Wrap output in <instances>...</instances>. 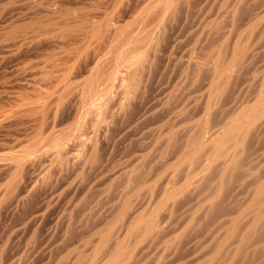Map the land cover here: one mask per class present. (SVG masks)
Here are the masks:
<instances>
[{"label": "rangeland", "instance_id": "1", "mask_svg": "<svg viewBox=\"0 0 264 264\" xmlns=\"http://www.w3.org/2000/svg\"><path fill=\"white\" fill-rule=\"evenodd\" d=\"M96 1L97 0H78L73 5L74 8H72L75 10V12H73L77 16L82 13L86 15L98 14L97 16L100 15L99 17H103L106 14V21L110 20V17L114 16L111 19L114 20L111 21V26L107 23L105 25H101L106 22L103 20L104 17L96 18V21L100 19L102 22L98 21L101 24L97 22L99 24L97 25L99 28L101 26H108L106 27L107 32L104 30L102 33L103 37L99 31L102 27L98 30V35H94L96 36L94 39H97L98 36L100 37H98V40L101 39L99 42L98 40L92 39L95 41L93 42L88 39L90 38L88 35L93 38L92 33H95L90 26H96L97 24L95 19H93L96 23L95 25L92 24V20V22L90 21V19L94 18L95 15H93V17H89L88 15L87 21L89 20L91 24L90 22L87 23L88 25L90 24L88 27L90 29L84 28L83 30H79L81 32L74 34L76 37L74 35L65 37L66 42L62 40L64 38L59 39L60 34L64 37V32L59 26L61 29H55L62 32L59 31L60 33H56V30H52V33L49 34L48 32H44V34L39 37L42 38L44 36V38H42L44 40L46 34H48V38L46 37V39L38 43L37 46L35 44L36 47L33 46L29 48L30 50L26 51L22 56L20 55L19 58L7 61L9 63L6 62L4 69L10 71L12 69H16L18 65L20 70L23 68L21 70L22 72L25 73L27 71V74L21 73V76L23 77H21V80H17V77L15 78L17 75H13L12 77V75L7 74L8 76L5 75L6 77H4V75H2L5 74L2 72L3 68L1 67L2 69H0V164L2 165H0V264H73L72 262L74 259L76 260L75 256H79V254L86 257L81 264H87L89 260L91 261L95 257V251L97 250L96 248L99 246L100 241V237L98 236L99 234L96 232L101 229V227H105L104 225H106V229H108L107 234L109 232V228L113 232H109L108 235L110 237H108V242H106V245L103 246V249H106V251L102 249V256L101 253L98 254L101 257L98 258V261L95 264H100L102 261H105L106 254L108 256L110 250L114 247L116 240H118V244L121 246L124 255L125 253L127 255H125L123 257L124 259L118 264H264V217H262L263 219L261 220V223L259 222L260 225L258 223L256 228H254V232L251 225L249 226V224L252 223L250 219L253 218V213L251 211L250 214V211L247 210V208L250 207V203H253L252 199L255 200L256 198L253 197L256 196L255 189L257 191L259 189L256 187H260V182L263 181L262 183H264V109H261L262 106L258 108L257 112L259 113L257 114L256 112L258 116L255 115L252 117L254 119L251 120V124L249 123L248 128L246 126V129L249 130H245L247 131L245 132V135L242 134V137L240 136L241 138L239 139H242V142L240 143L241 145L239 144V146L236 144L237 147L232 148L239 151H236V154L234 151L235 157L241 153V157L238 155L239 160L237 158L238 166L236 165V158L234 156H231V158L228 157V159H232L228 161H234L236 164L234 163L233 168H230L229 166L231 164L227 161L229 166L227 164L225 166H228L229 168L224 166V170L222 169V163H226L223 162L226 157L221 155L220 157L218 156L217 158H214L213 162L209 161L207 165L202 164H205L203 159L208 158L207 156L206 158H201L202 160L200 159L201 161H198L199 163L195 160V158L192 159L193 162L190 161L191 158H188V160L182 158V150L185 146H187L185 144L189 143L190 147H196V145L193 146V141H191L190 138H196L197 134H199L200 125L198 124V121L201 120L203 123L208 121V123H211V125L209 124L210 129H213L214 125L222 126L224 124H222L223 121L225 122L227 118L231 119L229 116L232 115V117H234L236 116L235 114H239L237 113L239 111L242 112L246 110L248 112V109L246 108H249V111H251L250 106H256V103H259V97L264 93V39L259 38V40L257 38L258 40H255V38L247 37V41L246 37H241L242 40H240L244 44L239 40L236 29L243 23V21H240L241 18H236L237 20L235 19V22H232L233 18L231 13L237 7L235 0H179L180 2L177 5V9L171 12V16L169 13L168 17H163L166 21L161 19V16L158 18L153 13H150H155L157 10L156 8H159L157 4L160 0H124V2L121 0ZM253 1L248 0L246 5L239 9V13L242 17H244L243 14L245 15L247 11H249L248 13L255 12L256 7L264 0H257L258 2H256L259 3V5H257L256 2V4H254ZM233 4L236 7L233 6ZM122 5L123 10L121 12ZM126 6L128 9H126ZM143 10L145 17H143ZM228 11H231V13H228ZM145 12H148L147 15ZM156 12L158 13V11ZM101 13L103 14L102 16ZM116 13H118V15ZM157 13L156 15H158ZM248 13L246 14L249 15ZM139 14H141V17L138 18L137 16ZM150 14L152 17L154 16L153 18L155 21L159 22L163 20L164 22H157V24L156 22L153 23V20H151L153 18L150 19L151 21L149 19L147 20V17H149ZM247 15L246 17L248 18L250 15ZM247 18L244 17L242 20L246 21ZM0 21V25H2L0 26V30L2 28L1 31L3 33L4 29H10L13 24L16 25L17 23L18 25L19 23L21 26V24L25 23V21H23L24 23H22V21H17L11 24V26L10 23L12 22L10 19L1 18ZM113 23L116 27L118 26L120 30H118L119 32L116 35H113V33L108 35L109 29L112 30L114 26ZM236 23H238L236 25L237 27L234 25ZM5 24L7 25V28H4L6 27ZM17 25L16 27L18 28L19 25ZM152 25L156 28V30L153 29ZM150 26L153 31L150 29ZM160 26L161 29L159 30L158 28H160ZM103 29H101V32ZM84 30H86V36H84ZM89 30L92 33H88L90 32ZM1 31L0 33L2 34ZM53 31L55 32L53 33ZM147 31H149L151 35H148V38L144 35V38L146 40L149 38L151 39V37L154 39H151L152 42H150L151 40L149 39V44L146 43V40V42L143 41V36L141 37L140 35H143V33L149 34L146 33ZM153 32H156L154 33L155 35L152 34ZM29 33L33 34L32 31ZM126 33L128 36L125 35ZM136 34L141 37L139 38V41ZM110 35H113V37ZM52 36L58 39H53ZM135 39L138 42H136ZM237 40L239 41L237 42ZM243 40L247 42H244ZM141 41L146 44L143 42L142 44ZM223 41L229 42L227 51L223 46ZM155 42L156 52L155 55L153 54V58L149 60L150 62L152 60L154 61L151 62L154 66H152L151 72L147 78L145 89H143L144 92L141 94V97L139 95L138 98L134 99V104L130 106L131 109L129 107V111L127 110V113L124 111L125 113L123 115V110H121V113V111H119L121 108L118 106L120 104L122 105V102L125 101V97H122L125 96L126 89L124 87L126 85L123 87L122 84L125 82L122 83V81L125 80L123 79L121 81V75L123 76L122 78H124L128 68L125 67L130 64V60L124 56L128 55L129 57L133 50V53L139 54L138 52L144 51L145 46L146 50L147 46L149 47V45L152 43L155 44ZM118 43H120V45ZM136 43H138V46ZM245 43L251 44V47H248L251 51L246 49L247 51L244 52V55L246 56H244V58L246 59L243 61V64L240 66L238 71L235 72L231 80L228 81L229 83L227 82L228 84L226 83V86H222L221 95L214 102L213 108L211 106L210 110L212 111L209 113L207 111L205 114L204 111H206V109L204 108L208 102V98H206L208 96L207 90L210 88V86H207V84L209 85L210 83L208 81V79L210 80V73H208L209 70L203 72V76L201 75L199 78L201 80H194V72H192V70L189 69L185 63H187L192 57H194L192 59H198L197 61L207 63L211 61L210 59L212 57L210 58V56H213L214 54L216 55L220 49H225L224 53L229 51V54L227 53V57L230 58V52L233 50V46L235 45L236 47V45H238L240 48L239 45H242V47L245 48V45H247ZM140 44L144 46H141ZM252 44L254 46L257 44L255 46L256 49H254L255 47H253ZM131 46H134L137 49L136 52ZM139 46H141V48L144 47L142 48V51L138 50ZM221 46H223V48ZM129 47L133 50L131 48L130 49L132 51L129 50ZM242 47L240 49H242ZM229 48L232 50L230 49V51ZM127 49L130 53L127 52V55H125ZM215 51H217V53H214ZM83 52L84 54H81ZM121 54L123 56H121ZM135 54H133V57ZM137 54L134 59L137 58ZM77 55L79 57L82 55V58L80 57V59L78 58L77 60ZM215 55L214 57H217V55ZM133 57L131 56L129 58L132 59ZM74 58L75 62L77 61L78 66H75ZM117 58L119 59V61L117 60V63H115L117 65H112L111 67V63L114 64V62H116L114 59L116 60ZM124 58L127 63L129 62L128 65H126L127 63L125 64L126 66L124 65L125 61L123 62ZM89 59L91 61L90 63L88 62ZM204 59L209 61H204ZM98 60H102L104 64L102 62L101 63L104 66H102ZM81 62L83 65H81ZM105 62L109 63L106 64ZM98 63L103 68L107 65L106 68H108V72L110 69L112 71L108 73L106 72V68L105 72L101 71L102 67H98ZM108 64L111 68H109ZM41 68L43 69L42 71L40 70ZM123 70L126 71L125 74ZM110 73L112 77L110 76ZM118 74L120 76H118ZM45 76L47 78H45ZM102 76L106 78L104 79ZM36 78L38 79V83ZM126 80L128 81L127 78ZM19 81H21L20 85L17 84ZM223 87L225 89H223ZM68 91L71 94L70 96ZM39 93L41 95H39ZM46 93L47 97L45 96ZM59 95H61V97L64 95L65 98L62 97L63 101L55 104L58 101V97H60ZM86 96L89 98L86 99ZM121 98L124 101H121ZM119 100L121 102H119ZM39 101L41 103L46 101V107L43 105V111H45V108L47 110L44 112L46 120H44L45 122L43 121V123H41L40 118H38L40 116L38 115L40 113L39 111H36L37 113L34 111L36 114L34 112H30V115H38L35 117L40 121H38V119L36 120V118L32 115V117H29V113L27 114L24 112L27 103L28 105L30 104L29 106L34 107L35 104L37 105V102L39 103ZM115 102L117 104L119 102V104L116 106ZM108 103L109 105L107 106ZM61 104L63 108L61 110V107H59L60 112L54 107H57V105L61 106ZM20 107L24 108V110H22L26 114L25 117H23L24 113L22 115L20 114L19 117L17 116L19 115L18 113H20L18 110ZM115 107L120 109L115 110ZM169 107L178 113H176L177 115L174 121L170 120L173 125L172 131L174 130L173 132L171 131V133L174 134L170 135L176 136L172 139V145L167 147L165 146L167 143L163 142L161 139L163 137L162 132L157 131L156 127L159 126L160 123L162 124L164 122L159 121V123L158 119L161 117L162 112L164 113ZM252 107L254 108V106ZM164 108H166V110ZM53 109L59 111L58 113L56 112L57 116L55 115ZM106 110L110 111L106 112ZM14 111L17 112L14 114H17V117H11L7 121V117H9L11 112L12 115L10 116H13ZM111 111L112 113L115 111L117 114H110ZM118 111L123 117L118 113ZM149 112H151L154 116ZM102 113L110 117L108 118L103 116ZM143 113H148L147 115L149 116H146L147 119L143 118V121L141 119L137 122L135 118L138 120L139 115L141 116ZM118 114L120 116H117ZM208 114H211L210 118ZM112 115L114 118L110 120V118L113 117ZM21 116L22 118H20ZM250 116H252V113H250ZM104 117H106L103 122V124L105 123V128L111 124V126L107 128L108 131L101 128L104 127L102 124ZM3 118L5 120H3ZM107 118L108 121H111V123H108ZM164 119H166V117ZM1 120L5 122H2ZM131 120L134 121L132 122ZM201 121L200 123H202ZM106 122L108 123V126ZM135 122L136 124H134ZM197 124L199 126H197ZM157 128L159 129V127ZM168 129L164 130V134L169 132ZM89 137L95 138L94 140L92 138L91 141H93V143L95 142V145L93 146H95L96 149L98 147V157H94V161H92L93 158H91L90 153L93 151L94 147L92 148L90 146L91 143H86L88 141L90 142ZM188 139L191 142H187ZM82 140H86V142L83 143L85 146L89 144L87 146L91 147L92 150L89 151L91 148L83 146V143L81 145ZM54 142L56 144H54ZM58 142H60L61 146ZM194 143L196 144L197 141ZM58 146H63V153L61 152L62 148H58ZM222 146L221 149L226 148V146L224 148ZM181 147L183 148L181 149ZM57 148L60 151H58ZM84 148H87L86 151L89 152V157L87 156L88 159L80 155L83 152L87 153L81 150ZM163 148L165 150L167 148V152L163 150ZM210 149H212L211 152L209 151L210 154H213L212 151H216V148H214L213 145ZM59 152L62 153H60V155H62V160H58L60 158ZM66 153L69 155L68 158ZM161 153H165V155H162ZM207 153L208 152H205L203 155H207ZM209 153L208 155H210ZM13 155L15 158H22L21 163L20 160L19 162H16L17 159H15ZM58 155L59 157L57 158ZM134 155H139V157L142 156V159H139L138 157L140 161L137 159L138 162L135 161L132 165H130L131 167L128 165L129 167H126L124 172L117 171L120 167H122V165L127 163L126 161L129 160L130 157ZM76 156L78 157L76 158ZM81 156L85 159V161L87 160V162H85L84 159H79L82 158ZM74 158L78 161L80 160L81 163L82 161L84 162L81 164L80 162L74 160ZM178 158H180V162L178 161ZM171 160H173V163L176 161H178V163L172 164ZM73 161H76L78 164L75 162V165H73ZM169 162L170 164H168ZM195 162H197V164ZM4 163L7 164L5 165ZM64 164L67 165V167ZM85 166H87V168ZM127 168L131 172V175H129ZM225 169L233 170H231L230 176H227L229 174H226L228 179L225 177V174L223 175ZM229 171L227 172L229 173ZM132 172L136 174V179L138 177L136 181L134 180L135 177ZM216 173H218L219 176ZM131 176H133L132 178L136 183L131 181V184H127L129 182L127 177L130 178ZM170 178L173 180V184ZM219 179L225 180L222 182L220 180V183ZM31 182L34 186L30 185ZM138 183L140 186L141 184H144L143 187H140L139 191L135 193L133 190L136 189L135 187L138 186ZM27 184H29V186ZM30 186L33 188H30ZM171 186L175 192L170 195L169 198L166 197L167 195L165 191L167 188L171 190ZM218 189H220V192H218ZM162 198L166 199L163 200ZM126 201L129 203H126ZM161 202L163 204L159 205ZM121 210L125 211L122 213ZM134 210L142 211L141 215H144L143 220L140 219L139 223L145 222L146 220L151 221V217L155 216L154 218L156 220V224L158 223L157 226L155 224L153 227H150L147 225L148 221H146V223H142V225L140 224L142 228H144L143 226L146 227V225L148 227H146V229L144 228V230L142 229V232L140 229L138 230V228H141L140 225L137 226L138 228H134L137 229L139 233H137L136 230L135 233L133 229L132 231L134 232H127L130 229L127 224L129 222L127 221H130L129 224L131 226V223L133 222V216L131 213ZM262 210V213H264V207ZM246 211H249V215ZM121 218L122 220L118 221ZM130 218H132V220ZM249 230H253V233L249 232ZM247 232L249 235L251 233V235L247 236ZM243 235L245 238H243ZM112 240L114 241L110 243ZM74 247L76 249L73 253H71L69 257H65L70 249H73ZM219 247L220 249H218ZM241 247L244 248L242 249ZM238 248H241L240 250L242 252ZM237 250L240 253H238Z\"/></svg>", "mask_w": 264, "mask_h": 264}, {"label": "bare ground", "instance_id": "2", "mask_svg": "<svg viewBox=\"0 0 264 264\" xmlns=\"http://www.w3.org/2000/svg\"><path fill=\"white\" fill-rule=\"evenodd\" d=\"M78 0H0V19L1 18H7L8 20L10 19V21L12 22V23H10V25L11 24H13V23H15V22H21L22 21V23H24L23 21H25V23L24 24H21V26L19 25V23H18V25H19V27L17 28L16 27V25H17V23H16V25L15 24H13V26L12 27H10V26H8V27H10V29L8 28V30L6 31L5 29H4V33L1 31L2 30V28H1V32H2V34L0 33V69H2V72L3 73H5V74H2V75H4V77H6V76H8L7 74H9V75H12V77H13V75H17V76H15V78L18 80H21V73H24V72H22L21 70L23 69V68H21V70L19 69V66L17 65V67H16V69H12V70H7V69H4V65L6 64V62L7 61H9V60H13V59H17V58H19L20 57V55L22 56L23 54H25V52L26 51H28V50H30L29 48H31V47H33V46H35V44H36V46L38 45V43H40L43 39L42 38H44V36L42 37V38H40L39 36L40 35H43L44 34V32H48V34L49 33H52V30H56L55 28H59V26L62 28V31L64 32V37L60 34L59 36H60V38L59 39H62V38H64V39H62V40H64V42H66L65 40V37H70V36H73L75 33H78V32H81V31H79V30H83L84 28H86V29H92L95 33H92L90 30V32H88V33H92L93 35V38H91V36L90 35H88L90 38H88V37H85V38H88L89 40H92V39H94V37H96V36H94L95 34L96 35H98L97 33H98V30L102 27H100L99 28V26H97V25H99V24H101L102 22L100 21V19L98 20V21H100V22H98V21H96L97 19L96 18H98L99 16H97V15H95V14H93V15H95V17L94 18H91L90 19V21L92 20L93 22H94V20L93 19H95V21H96V23L94 22H92V24H96V26H93V25H91L90 26V28H88L89 27V25L91 24V22L88 20L87 21V17H88V15H86V14H82L81 13V15L80 14H78V16L74 13L75 12V10L73 9L74 8V4L77 2ZM98 1V0H97ZM96 1V2H97ZM104 1V0H103ZM122 2H124V0H121ZM127 1V0H126ZM226 1V0H225ZM236 1V5H237V7L233 4V6H235L236 8L232 11V13H231V11H228V13L230 12L231 14H232V18H233V20H232V22L234 21L235 22V19L237 18H241V20L240 21H243V23L241 24V25H239L238 26V28L236 29V33H237V36L239 37V40L241 39L242 40V38L243 37H246V40H247V37L248 38H255V40L258 38H263L264 39V1L259 5V3H257L258 1L257 0H255V1H253V3L254 4H256L257 3V5H259V6H257L256 7V9H255V12H253V13H248L249 11H247L246 13H248L249 15H247L245 12V15L243 14V16L245 17V18H247L246 17V15L247 16H249L247 19H246V21H244V20H242L244 17H242L241 15H240V13H239V9H241V7L242 6H244V5H246V3L248 2V0H235ZM257 1V2H256ZM120 2V1H119ZM156 2V1H155ZM180 1L179 0H160V2L158 1V4H157V6H159V8L157 7L156 9V11H158V13L155 11V13L154 12H150L151 14L153 13L156 17H158V18H160V16H161V19H164L163 17H165V16H167L168 17V14L170 13V16H171V12H173L174 10H176L177 9V5H178V3H179ZM234 2V1H233ZM256 2V3H255ZM230 3V2H229ZM122 4V3H121ZM124 4V3H123ZM127 4H129V3H127ZM224 4V3H223ZM228 4V3H227ZM90 5V4H89ZM97 5V4H96ZM104 5V4H103ZM114 5V4H113ZM125 5V4H124ZM226 5V4H225ZM225 5H224V7H225ZM248 5V4H247ZM253 5V4H252ZM121 6V5H120ZM227 6V5H226ZM230 6V5H229ZM233 6H232V9H233ZM73 7V8H72ZM127 7V6H126ZM128 7H129V5H128ZM128 7L126 8V9H128ZM219 7V6H218ZM223 7V6H222ZM231 7V6H230ZM78 8V7H77ZM106 8V7H105ZM243 8V7H242ZM101 9V8H100ZM117 9V8H116ZM125 9V8H124ZM134 9V8H133ZM144 9V8H143ZM83 10V9H82ZM81 10V11H82ZM119 10H120V8H119ZM122 10H123V5H122V8H121V12H122ZM223 10V9H222ZM228 10V9H227ZM245 10V9H244ZM249 10V9H248ZM250 10H251V8H250ZM74 11V12H73ZM115 11V10H114ZM113 11V12H114ZM118 11V10H117ZM127 11V10H126ZM224 11V10H223ZM223 11H221V12H223ZM98 12V11H97ZM119 12V11H118ZM124 12H125V10H124ZM217 12V11H216ZM78 13V12H77ZM84 13V12H83ZM148 13V12H147ZM147 13L145 12V14L147 15ZM156 13L159 15H156ZM227 13V14H228ZM90 14H92V13H90ZM104 14H105V12H104ZM117 15H118V13H116ZM150 14V18L149 17H147V20L149 19H151V18H153L152 17V15ZM173 14V13H172ZM226 14V13H225ZM230 14V15H231ZM76 15V16H75ZM93 15H89V17L90 16H92L93 17ZM103 14L101 13V16H102ZM114 15V14H113ZM113 15H111V16H113ZM120 15V14H119ZM141 14H139L137 17L139 18V17H141L140 16ZM143 15H144V10H143ZM149 15V14H148ZM174 15V14H173ZM172 15V16H173ZM221 15V14H220ZM224 15V14H223ZM229 15V16H230ZM97 16V17H96ZM241 16V17H240ZM104 17V22L106 21L105 20V18H106V14L103 16ZM103 17H99V18H103ZM114 17V16H113ZM113 17H110L111 19L113 18ZM143 17H145V15L143 16ZM224 17V16H223ZM226 17V16H225ZM79 18V19H78ZM115 18H116V16H115ZM122 18V17H121ZM166 18V17H165ZM221 18V17H220ZM227 18V17H226ZM109 19V18H108ZM107 20L104 24H101V25H105L106 23L108 24V25H112V23H111V21H114V20ZM118 19H120V18H118ZM170 19V18H169ZM217 19V18H216ZM215 19V20H216ZM236 19V20H237ZM3 20V19H2ZM86 20V21H85ZM136 20V19H135ZM151 20H153V23L154 22H158V21H155L154 20V18L153 19H151ZM150 20V21H151ZM165 20V19H164ZM214 20V21H215ZM4 21V20H3ZM10 21H8V22H10ZM108 21H109V23H111V24H109L108 23ZM149 21V22H150ZM166 21V20H165ZM224 21V20H223ZM7 22V21H6ZM5 22V23H6ZM90 22V24L88 25V23ZM140 22V21H139ZM160 23L162 22H164L163 20L162 21H159ZM158 22V23H159ZM246 22V23H245ZM3 23V22H2ZM124 23V22H123ZM142 23V22H141ZM157 23V24H158ZM168 23V22H167ZM226 23V22H225ZM228 23H231V22H228ZM0 24H1V21H0ZM7 24V23H6ZM5 24V26L6 27H4V28H7V25ZM9 24V23H8ZM151 24V23H150ZM214 24V23H213ZM219 24H221V23H219ZM238 23H236V24H234L235 25V27H237L236 25H237ZM17 25V26H18ZM113 28H112V30H110L109 28V31H108V35L109 34H112L113 33V35H116L119 31L118 30H120V28L117 26H115V24L113 23ZM154 25V24H153ZM152 25V27H153V29L154 30H156V28H154V26ZM159 25H161V24H159ZM211 25H212V23H211ZM217 25V24H216ZM223 25V24H222ZM234 25H233V27H234ZM0 26H2V25H0ZM4 26V25H3ZM145 26V25H144ZM149 26V25H148ZM155 26H156V24H155ZM106 27H108L107 25H106ZM106 27H102L101 29H103L102 30V32H101V29L99 30L100 31V34H101V36L103 37V31L105 30L106 31ZM151 27V26H150ZM152 27L150 28L152 31H153V29H152ZM159 27V26H158ZM157 27V28H158ZM205 27V26H204ZM220 27V26H219ZM61 28H59V29H61ZM117 28H119V29H117ZM122 28V27H121ZM164 28V27H163ZM123 29V28H122ZM125 29V28H124ZM159 30L161 29V26H160V28H158ZM157 29V30H158ZM219 29V28H218ZM145 30H146V28H145ZM158 30V31H159ZM162 30H164V29H162ZM210 30H212V29H210ZM6 31V32H5ZM30 31H32V33L33 34H30L29 32ZM57 32L56 33H58L60 30H56ZM62 31H60V32H62ZM85 32H83L85 35L84 36H86L87 34H86V30H84ZM88 31V30H87ZM123 31V30H122ZM151 31V32H152ZM226 31V30H225ZM224 31V32H225ZM233 31V30H232ZM55 31H53V33H54ZM59 32V33H60ZM107 32V31H106ZM110 32V33H109ZM127 32H129V31H127ZM144 32V31H143ZM211 32V31H210ZM218 32V31H217ZM216 32V33H217ZM146 33H149V31H147ZM154 33H156V32H153L152 34H154ZM158 33V32H157ZM222 33V32H221ZM46 34V33H45ZM48 34H46V37L48 36ZM81 34V33H80ZM105 34V33H104ZM107 34V33H106ZM122 34V33H121ZM208 34V33H207ZM220 34V33H219ZM227 34V33H226ZM231 34V33H230ZM65 35H67V36H65ZM77 35V34H76ZM83 35V34H82ZM113 35H110L111 37H113ZM119 35V34H118ZM125 35H127V33L125 34ZM137 35V34H136ZM141 35V37H142V40L143 41H145L146 39L144 38V35H146V37L148 36V35H151L150 33L149 34H144L143 33V35L142 34H140ZM140 35L138 36V41H139V38H141L140 37ZM155 35V34H154ZM153 35V36H154ZM213 35V34H212ZM218 35V34H217ZM53 36H54V34H53ZM52 36V37H53ZM75 36V35H74ZM105 36V35H104ZM109 36V37H110ZM128 36V35H127ZM158 36H159V34H158ZM46 37H45V39H46ZM49 37V36H48ZM47 37V38H48ZM55 37V36H54ZM53 37V39H58V38H54ZM76 37V36H75ZM99 37V36H98ZM98 37H97V39L95 38L94 40H98ZM108 37V38H109ZM111 37H110V39H111ZM129 37H131V36H129ZM134 37V36H133ZM150 37V36H149ZM220 37V36H219ZM226 37V36H225ZM242 37V38H241ZM100 38V37H99ZM106 38H107V36H106ZM119 38H121V37H119ZM135 38V37H134ZM144 38V39H143ZM148 38V37H147ZM154 38V37H153ZM157 38V37H156ZM161 38V37H160ZM44 39V40H45ZM52 39V38H51ZM52 39V40H53ZM71 39V38H70ZM122 39V38H121ZM123 39H126V38H123ZM131 39V38H130ZM133 39V38H132ZM150 39V38H149ZM149 39H147L145 42L147 43V44H149L148 42L152 39V37H151V39L149 40ZM231 39V38H230ZM233 39V38H232ZM257 39V40H258ZM259 39V40H260ZM43 40V41H44ZM67 40H69V39H67ZM73 40V39H72ZM101 40V39H100ZM100 40H98V42L100 41ZM152 40H154V39H152ZM152 40L150 41V42H152ZM157 40V39H156ZM239 40H237V42L239 41ZM240 40V41H241ZM250 40V39H249ZM54 41V40H53ZM71 41V40H70ZM93 41V40H92ZM123 41V40H122ZM121 41V42H122ZM125 41V40H124ZM135 41H136V39H135ZM134 41V42H135ZM138 41H136V42H138ZM143 41H141V43L143 42ZM230 41V40H229ZM236 41V40H235ZM244 42H247V41H245V40H243ZM69 42V41H68ZM93 42H95V41H93ZM157 42V41H156ZM156 42H155V44L154 43H152L151 45H149V47L147 46V49L145 50V48H146V46H145V48L144 47H142V48H144V51L143 52H138L139 54H137V58L136 59H134V57L136 56V54L135 53H133L134 52V50L133 49H135V52H136V48L134 47V46H136L138 43H136V45H134L132 48L131 47H129L128 49L129 50H133V52H131V53H133V54H135L134 55V57H133V54H131L130 52H128V49L126 50V54L125 55H127V52L128 53H130V56L129 57H133L132 59H130L129 57H128V55L127 56H124V57H127V59L128 60H130V64L128 65V63H127V61H125V58L123 59V62H124V65L126 64V65H128V66H124L125 68H127V73H126V71H124V74L126 73V75H124V78H122L123 76L121 75V81L124 79L125 81H122V83H124V84H122L123 85V87H124V85H126L124 88L126 89L125 90V96H123L122 97V95H121V97L122 98H124L125 97V101L121 98V101H124V102H122V105L120 104V105H118L119 104V102H121L120 100H119V102H118V104L116 103L115 105L117 106H120V110L117 108V107H115V110H119V111H121V110H123V115H124V113L128 110V108L130 107V106H132L133 104H134V102H135V98H138V96L140 95V97L142 96L141 94H143V92H144V90L143 89H145V85H146V81H147V78H148V76H149V74H150V72H151V69H152V66H154L151 62L153 61H149L151 58H153L152 56H154L155 55V52H156V50H155V47H156ZM242 42V41H241ZM240 42V43H241ZM61 43V42H60ZM72 43V42H71ZM80 43V42H79ZM104 43V42H103ZM133 43V42H132ZM140 43V42H139ZM144 43V42H143ZM142 43V44H143ZM146 43H144V44H146ZM221 43V42H220ZM229 42H224L223 41V46L225 47V49H226V51H227V47H229V44H228ZM243 43V42H242ZM257 43V42H256ZM260 43H261V41H260ZM119 45H120V43H118ZM142 44H140L141 46H144V45H142ZM225 44V45H224ZM232 44V43H231ZM235 44V43H234ZM236 44H239V43H236ZM244 44V43H243ZM245 44H247V45H245V48H243L242 47V45H239L240 46V48L242 47V49H240L239 47H238V45H236V47H235V45L233 46L234 48H233V50L231 49V48H229V50L231 51L230 53V58H228L227 56H228V54H229V51L228 52H226V53H224L225 52V49H220L219 51H218V53H217V51H215L214 53H217L216 55H217V57H214V55L213 56H210V60L211 61H209V60H207V59H204V61L205 60H207V61H209V62H207V63H202V62H200V61H197V60H195V59H192V58H194V57H192V58H190L189 60H188V62L187 63H185V64H187V66L189 67V69H191L192 70V72H194V75H193V79L195 80V79H198V80H201V79H199L200 78V76L203 74V72H205V71H207V70H209L208 71V73H210V80L208 79V81L210 82L209 83V85L207 84V86H210V88H208L209 90H207V94H208V96L206 97V98H208L207 99V104H206V107H205V105H204V109H206V111H204L205 112V114H206V112L208 111V113L210 112V111H212V110H210L211 109V106H212V108H213V105H214V102L218 99V97L221 95V91H222V86L224 85V86H226V83L228 82V81H230L231 80V78H232V76H234V74H235V72L236 71H238V69L240 68V66L243 64V61L246 59V58H244V52H246L247 50H250V48L248 49V47H251L250 45L251 44H249V43H245ZM248 44H249V46H248ZM255 44V43H254ZM262 44V43H261ZM116 45H117V43H116ZM158 45V44H157ZM161 45V44H160ZM211 45V44H210ZM221 45V44H220ZM257 45V44H256ZM255 45V46H256ZM35 46V47H36ZM138 46V45H137ZM136 46V47H137ZM141 46H139L140 47V49H139V47H138V50L139 51H142L143 49L141 48ZM223 46H221L222 48H223ZM232 46V45H231ZM244 46V45H243ZM252 46L253 47H255L253 44H252ZM159 47V46H158ZM218 47H219V45H218ZM71 48V47H70ZM90 48V47H89ZM88 48V49H89ZM131 48V49H130ZM213 48V47H212ZM220 48V47H219ZM37 49V48H36ZM78 49V48H77ZM101 49V48H100ZM158 49V48H157ZM247 49V50H246ZM254 49H256V47L254 48ZM131 50V51H132ZM196 50V49H195ZM224 50V51H223ZM245 50V51H244ZM36 51V50H35ZM222 51H223V53H222ZM251 51V50H250ZM254 51V50H253ZM256 52V51H255ZM125 53V52H124ZM159 53V52H158ZM207 53V52H206ZM212 53V52H211ZM228 53V54H227ZM78 54V53H77ZM81 54H84V52L83 53H81ZM86 54V53H85ZM95 54V53H94ZM154 54V55H153ZM246 54V53H245ZM247 54H248V52H247ZM246 54V55H247ZM88 55H89V53H88ZM203 55V54H202ZM215 55V56H216ZM78 56V55H77ZM82 56V55H81ZM80 56V57H81ZM85 56V55H84ZM93 56V55H92ZM110 56V55H109ZM112 56V55H111ZM121 56H123L122 54H121ZM193 56V55H192ZM209 56V55H208ZM80 57L78 56V57H76V59L78 60V58L80 59ZM96 57V56H95ZM119 57V56H118ZM246 57V56H245ZM82 58V57H81ZM114 58V57H113ZM120 58V57H119ZM69 59V58H68ZM85 59V58H84ZM83 59V60H84ZM95 59V58H94ZM202 59V58H201ZM88 60V59H87ZM93 60V59H92ZM97 60V59H96ZM113 60V59H112ZM117 60L119 61V59L117 58L116 60L114 59V61H116V62H114V64H112L111 63V67H112V65L114 66V65H117V64H115V63H117ZM20 61V60H19ZM66 61V60H65ZM80 61H82V60H80ZM99 61V60H98ZM105 61V60H104ZM21 62V61H20ZM42 62V61H41ZM55 62V61H54ZM74 62H75V58H74ZM83 62V61H82ZM81 62V63H82ZM86 62V61H85ZM84 62V63H85ZM89 63L91 62L90 61V59H89V61H88ZM87 62V63H88ZM93 62H95V61H93ZM100 62V64L102 65V66H104L103 64V62H102V60L101 61H99ZM103 64H102V63ZM111 62H113V61H111ZM154 62V61H153ZM7 63H9V62H7ZM36 63V62H35ZM97 63V62H96ZM106 64L107 63H109V62H105ZM147 63V64H146ZM18 64H19V62H18ZM78 63H77V61L75 62V66L77 65ZM99 64V63H98ZM97 64V65H98ZM98 65V67L100 66V68L102 67L101 65ZM20 65V64H19ZM22 65H24V64H22ZM25 65H27V64H25ZM42 65H43V63H42ZM79 65H80V62H79ZM81 65H83V63L81 64ZM85 65H88V64H85ZM123 65V64H122ZM29 66V65H28ZM31 66V65H30ZM78 66V65H77ZM108 66H109V64H108ZM186 66V67H187ZM2 67V68H1ZM37 67V66H36ZM82 67V66H81ZM107 67V65L105 66V68ZM110 66H109V68H111ZM12 68V67H11ZM25 68V67H24ZM32 68V67H31ZM30 68V69H31ZM99 68V69H100ZM105 68H103L102 67V69H101V71H103V72H105ZM119 68V67H118ZM124 68V69H125ZM50 69H51V67H50ZM114 69V68H113ZM27 70H29V69H27ZM33 70V69H32ZM39 70V69H38ZM41 71L43 70L42 68L40 69ZM59 70V69H58ZM95 70V69H94ZM106 72H108V68H106ZM117 70V69H116ZM23 71H25V70H23ZM47 71V70H46ZM70 71H72V70H70ZM85 71V70H84ZM100 71V72H101ZM110 71H112L111 69H110ZM109 71V72H110ZM119 71V70H118ZM121 71V70H120ZM146 71V72H145ZM27 72V71H26ZM25 72V73H26ZM29 72V71H28ZM34 72V71H33ZM108 72V73H109ZM145 72V73H144ZM183 72V71H182ZM1 73V72H0ZM24 73V74H25ZM45 73V72H44ZM43 73V74H44ZM95 73V72H94ZM97 73V72H96ZM107 73V74H108ZM123 73V72H122ZM27 74V73H26ZM41 74V73H40ZM52 74V73H51ZM103 74V73H102ZM114 74V73H113ZM118 74V76H120ZM6 75V76H5ZM38 75V74H37ZM45 75V74H44ZM69 75V74H68ZM94 75V74H93ZM98 75V74H97ZM100 75V74H99ZM105 75H106V73H105ZM186 75V74H185ZM185 75H184V77H185ZM24 76V75H23ZM47 76H48V74H47ZM108 76V75H107ZM110 76H111V73H110ZM109 76V77H110ZM114 76V75H113ZM203 76V75H202ZM93 77V76H92ZM112 77V76H111ZM116 77V76H115ZM23 78V77H22ZM26 78V77H25ZM37 78H38V76H37ZM36 78V80H37V83H38V79ZM45 78H47L46 76H45ZM56 78V77H55ZM98 78H99V76H98ZM102 78H104V76H102ZM102 78H101V81H102ZM106 78V77H105ZM104 78V79H105ZM126 78L128 79V81L126 80ZM24 80V79H23ZM34 80V79H33ZM44 80H47V79H44ZM64 80V79H63ZM93 80H94V78H93ZM119 80V79H118ZM198 80H196V81H198ZM35 81V80H34ZM40 81V80H39ZM71 81V80H70ZM117 81V80H116ZM207 81V82H208ZM18 82V81H17ZM97 82V81H96ZM205 82H206V80H205ZM6 83V82H5ZM20 83H21V81H19V83H17V84H19L20 85ZM36 83V82H35ZM40 83H42V82H40ZM101 83V82H100ZM197 83V82H196ZM229 83V82H228ZM227 83V84H228ZM264 83V82H263ZM89 84V83H88ZM109 84V83H108ZM186 84V83H185ZM39 85V84H38ZM93 85V84H92ZM97 85V84H96ZM196 85V84H195ZM121 86V85H120ZM4 87V86H3ZM55 87V86H54ZM108 87V86H107ZM110 87V86H109ZM37 88V87H36ZM68 88V87H67ZM94 88H95V85H94ZM38 89V88H37ZM89 89V88H88ZM120 89H122V88H120ZM179 89V88H178ZM221 89V90H220ZM223 89H225L224 87H223ZM227 89V88H226ZM263 89V88H262ZM86 90V89H85ZM116 90V89H115ZM117 90H119V89H117ZM122 90H124V89H122ZM121 90V91H122ZM40 91H42V90H40ZM111 91V90H110ZM224 91V90H223ZM264 91V90H263ZM44 92H46V91H44ZM69 92V91H68ZM88 92V91H87ZM109 92V91H108ZM118 92V91H117ZM116 92V93H117ZM38 93V92H37ZM41 93V92H40ZM39 93V95H41ZM89 93V92H88ZM92 93V92H91ZM113 93V92H112ZM111 93V94H112ZM115 93V92H114ZM223 93V92H222ZM260 93H261V91H260ZM263 93V92H262ZM42 94H43V92H42ZM82 94V93H81ZM85 94H87V93H85ZM102 94V93H101ZM107 94V93H106ZM122 94V93H121ZM1 95V94H0ZM36 95H38V94H36ZM47 95V93L45 94V96ZM51 95V94H50ZM54 95V94H53ZM62 95V94H61ZM61 95H59L60 97H58V101H60L61 99V101L60 102H56L55 104H57V103H61L62 101H63V98H65L64 97V95H65V93H64V95L61 97ZM68 95V94H67ZM71 94H70V92H69V96H70ZM119 95V94H118ZM55 96V95H54ZM66 96V95H65ZM74 96V95H73ZM92 96V95H91ZM111 96V95H110ZM205 96V95H204ZM47 97V96H46ZM85 97V96H84ZM87 97V96H86ZM116 97V96H115ZM42 98V97H41ZM44 98V97H43ZM61 98V99H60ZM68 98V97H67ZM89 97H87L86 99H88ZM112 98H114V97H112ZM171 98V97H170ZM260 101H259V103H256L257 105V107L255 106V105H252V106H254V108L252 107V106H250L251 108H253V109H251L250 108V110L251 111H249V108H246V109H248V112L246 111V110H244V111H242V112H237V113H239V114H235L236 116H234V117H232V115L231 116H229V117H231V119L230 118H225L226 120H225V122L223 121H221L222 122V126L220 125V126H217V125H214L213 126V129L211 128L210 129V127H209V124L211 125V123H208V121L206 122H204L203 123V121H201L202 123H200V121H198V124L200 125V131H199V128H198V131H199V134H197V136H196V138H190V140L191 141H193V146H195L196 145V147H190V144L189 143H187V142H191V141H189V139H188V141L186 142L187 144H185V145H187V146H185V145H183V146H185L184 148L183 147H181V149L183 148V152H182V154H183V156H182V158L184 159H186V160H188V158H191V160L190 161H192V159H194L195 158V160H197V162L199 161H201L202 159L201 158H206V156L208 157V158H206V159H203L204 161H205V164L204 163H202L203 165H207L208 163H209V161H212L213 162V160H214V158H217L218 156L220 157V155L221 156H224V157H226L225 158V160H223V158H222V160H223V162H226L225 164L224 163H222L223 164V167H222V169L224 168V166L227 164L228 165V163H230L231 165H232V163H233V165L231 166H229L230 168L232 167L233 168V166H234V161H232V162H229L230 160H232V159H228V157L229 158H231V156H234L235 157V154H236V151H238V150H235V149H232L233 147H237V145L236 144H240L241 142H242V139H239V138H241L242 137V134H244L245 135V132H247V131H245V130H249V129H246V126H247V128H248V125H249V123L251 124V120H253L254 118H252V117H254L255 115H257L259 112H257L258 111V108H260V106H262V110L264 109L263 107H264V93H263V95H261L260 97ZM23 99V98H22ZM26 99V98H25ZM24 99V100H25ZM51 99H52V96H51ZM56 99V98H55ZM60 99V100H59ZM83 99V98H82ZM85 99V98H84ZM85 99V100H86ZM169 99V98H168ZM257 99V98H256ZM39 100V99H38ZM43 100V99H42ZM49 100V99H48ZM72 100V99H71ZM70 100V101H71ZM75 100V99H74ZM115 100V99H114ZM189 100V99H188ZM27 101V100H26ZM41 101V100H40ZM39 101V103H41ZM67 101V100H66ZM87 101H89V100H87ZM102 101H104V100H102ZM136 101H137V99H136ZM29 102V101H28ZM36 102V101H35ZM45 102L46 101H43L41 104H39L38 102H37V105L35 104V106L34 107H32V106H29L28 105V103H27V106L25 107V106H23V107H25L26 109L24 110V108H19L18 110L20 111V113H18L19 115H17L18 117L20 116V114L22 115L24 112L25 113H29L28 114V116L30 115V112L31 113H33L34 111L36 112V111H39L40 113L38 114V115H40L38 118H40V120L38 119V118H36L37 116L36 115H32V116H36L35 118H36V120L38 119V121H40L41 123H43V121L44 120H46L45 118V114H44V112L45 111H47L46 110V108H45V111H43L44 110V107H43V105L45 106ZM55 102V101H54ZM86 102V101H85ZM105 102V101H104ZM194 102V101H193ZM8 103V102H7ZM21 103V102H20ZM114 103V102H113ZM34 105V104H33ZM51 105H53V104H51ZM50 105V106H51ZM59 105V104H58ZM57 105V107L55 106L54 108H56V109H60L59 107H61V110H62V104H61V106H58ZM104 105H105V103H104ZM109 105V103L107 104V106ZM192 105V104H191ZM29 106V107H28ZM101 106V105H100ZM122 106V107H121ZM158 106V105H157ZM184 106V105H183ZM217 106V105H216ZM46 107V106H45ZM65 107V106H64ZM78 107V106H77ZM94 107H96V106H94ZM110 107V106H109ZM149 107V106H148ZM188 107V106H187ZM249 107V106H248ZM92 108H93V106H92ZM91 108V109H92ZM184 108V107H183ZM21 109V110H20ZM24 110V112H23V110ZM49 109V108H48ZM76 109V108H75ZM96 109H98V108H96ZM130 109H131V107H130ZM165 110H166V108H164ZM163 109V110H164ZM168 110H166L164 113L162 112V114H161V117L158 119V122L160 121H164L162 124L160 123H158L159 124V126H157V127H159V129L156 127V129H157V131H160V132H162V135H163V137H164V139H163V137L161 138L162 139V141L163 142H165V143H167V145L165 144V146H167V147H170L171 145H172V139H174V137L176 136H172V135H170V134H174V133H171V131H172V129H173V125H172V121H170V120H173L174 121V119H176V113H178L177 111H175V110H172L170 107L169 108H167ZM179 109V108H178ZM244 109V108H243ZM17 110V109H16ZM78 110V109H77ZM81 110V109H80ZM102 110V109H101ZM103 110H104V108H103ZM184 110V109H183ZM260 110V109H259ZM18 111V112H19ZM43 111V112H42ZM48 111H50V110H48ZM53 111L55 112V115L60 111H57V110H55V109H53ZM96 111V110H95ZM105 111V110H104ZM103 111V112H104ZM108 111H110V110H108ZM107 110H106V112H108ZM118 111V113L120 114V112ZM125 111V112H124ZM129 111V110H128ZM127 111V112H128ZM203 111V110H202ZM5 112H7V111H5ZM4 112V113H5ZM9 112V111H8ZM22 112V113H21ZM34 112V113H35ZM57 112V113H56ZM61 112V111H60ZM65 112V111H64ZM80 112V111H79ZM101 112V111H100ZM115 111H113V113H112V111L110 112V114L112 113L113 115L114 114H117V112H115ZM126 112V113H127ZM152 112V111H151ZM151 112H149V113H151ZM214 112V111H213ZM256 112H257V114H256ZM261 112H263V111H261ZM15 113H17L16 111H14L13 112V116H10V115H12V112H11V114L9 115V114H6V115H9V117H7V121L9 120V118H11V117H14V116H16V115H14ZM24 113V115H23V117H25V114ZM37 113V112H36ZM35 113V114H36ZM89 113V112H88ZM121 113H122V111H121ZM142 113V112H141ZM250 113H252V116H250ZM3 114V113H2ZM54 114V113H53ZM103 114V113H102ZM109 114V113H108ZM109 114V115H110ZM117 115V116H120V115ZM138 114V113H137ZM148 113H143V115H139V117H138V120H137V118H135L136 119V121L137 122H139L141 119H142V121H143V118H145V119H147L146 118V116H149V115H147ZM152 114V113H151ZM186 114V113H185ZM213 114V113H212ZM233 114V113H232ZM5 115V116H6ZM29 116V117H32V116ZM77 115H78V113H77ZM97 115V114H96ZM100 115V114H99ZM112 115V116H113ZM153 115V114H152ZM209 115V118H210V115L211 114H208ZM1 116V115H0ZM16 116V117H17ZM54 116V115H53ZM57 116V115H56ZM55 116V117H56ZM103 116H106V117H110V116H108V115H105V114H103ZM122 116V115H121ZM126 116V115H125ZM154 116V115H153ZM153 116H151V117H153ZM191 116V115H190ZM258 116V115H257ZM261 116V115H260ZM3 117V116H2ZM33 117V118H34ZM106 117H104L103 118V121H102V119H101V121H102V124H103V122H104V120L106 119ZM115 117H116V115H115ZM123 117V116H122ZM151 117H149V118H151ZM166 117V119H164ZM198 117V116H197ZM204 117H205V115H204ZM207 117V116H206ZM5 118V117H4ZM3 118V120H5ZM15 118V117H14ZM20 118H22V116L20 117ZM27 118V117H26ZM48 118V117H47ZM57 118V117H56ZM108 118H107V121H108ZM114 118V116L112 117V118H110V120L111 119H113ZM121 118V117H120ZM134 118V117H133ZM184 118V117H183ZM189 118V117H188ZM208 118V119H209ZM252 118V119H251ZM17 119V118H16ZM144 119V120H145ZM230 119V120H229ZM3 120H1L2 122H5V121H3ZM14 120V119H13ZM48 120V119H47ZM53 120V119H52ZM108 121V123H111V121ZM122 120V119H121ZM184 120H185V118H184ZM186 120H187V118H186ZM6 121V122H7ZM35 121V120H34ZM99 121V120H98ZM132 122L134 121V120H131ZM130 121V122H131ZM2 122H1V124H2ZM40 122H39V124H40ZM45 122V121H44ZM49 122V121H48ZM54 122V121H53ZM113 122V121H112ZM116 122V121H115ZM129 122V123H130ZM188 122V121H187ZM210 122V121H209ZM213 122V121H212ZM47 123V122H46ZM108 123L106 122V124H107V126H108ZM141 123V122H140ZM192 123V122H191ZM220 123V122H219ZM36 124H37V121H36ZM101 124V125H102ZM131 124V123H130ZM134 124H136V122L134 123ZM175 124V123H174ZM193 124V123H192ZM197 124V126H199ZM203 124V125H202ZM221 124V123H220ZM254 124V123H253ZM43 125V124H42ZM100 125V126H101ZM104 125V127H101L102 129L104 128V129H106L107 131H108V127H110L111 126V124L108 126V127H106L105 128V123L103 124ZM102 125V126H103ZM133 125V124H132ZM132 125H130V126H132ZM213 125V124H212ZM41 126V125H40ZM191 126V125H190ZM189 127V126H188ZM192 127V126H191ZM212 127V126H211ZM215 127V128H214ZM217 127V128H216ZM250 127V126H249ZM127 128H128V126H127ZM130 128V127H129ZM169 128V129H168ZM252 128V127H251ZM102 129H101V131H102ZM154 129V128H153ZM165 129H168L169 130V132L167 133V134H164V130ZM88 130V129H87ZM167 130V131H168ZM98 131V130H97ZM105 131V130H104ZM151 131V130H150ZM166 131V132H167ZM174 131V130H173ZM172 131V132H173ZM179 131V130H178ZM184 131V130H183ZM189 131V130H188ZM193 131V130H192ZM99 132V131H98ZM160 132H158V133H160ZM191 132V131H190ZM244 132V133H243ZM249 132V131H248ZM96 133V132H95ZM94 133V134H95ZM102 133H103V131H102ZM105 133H107V132H105ZM153 133V132H152ZM178 133V132H177ZM99 134V133H98ZM156 134V133H155ZM161 134V133H160ZM190 134V133H189ZM192 134V133H191ZM105 135V134H104ZM161 135V136H162ZM84 136V135H83ZM97 136V135H96ZM157 136V135H156ZM160 136V135H159ZM173 138H172V137ZM187 136H189V135H187ZM241 136V137H240ZM193 137V136H192ZM195 137V136H194ZM90 139V142L88 141V142H86V140H82L81 141V145H82V143L83 142H86V143H91L90 144V146L93 148V151H91L90 153H91V158H93V160L92 161H94V157H96L98 154H97V149H98V147H97V149L95 148V146H93V145H95V142L93 143V141H91L92 140V138L91 137H89ZM97 138V137H96ZM101 138V137H100ZM103 138V137H102ZM158 138V137H157ZM245 138H246V136H245ZM83 139V138H82ZM85 139H86V137H85ZM95 138H93V140H94ZM153 139V138H152ZM159 139V138H158ZM161 139H159V140H161ZM185 139V138H184ZM194 139V140H193ZM53 140V139H52ZM57 140V139H56ZM88 140V139H87ZM97 140V139H96ZM239 140V141H238ZM241 140V141H240ZM54 141V140H53ZM184 141V140H183ZM186 141V140H185ZM195 141H197V143L195 144L194 142ZM57 142V141H56ZM74 142V141H73ZM98 142V141H97ZM96 142V143H97ZM59 143V145L61 146V144H60V142H58ZM62 143V142H61ZM149 143V142H148ZM159 143V142H158ZM54 144H56L55 142H54ZM63 144V143H62ZM74 144V143H73ZM76 144V143H75ZM226 144V145H225ZM87 145H89V144H87ZM85 146V144L83 143V146H85V147H88V148H91V147H89V146ZM99 145V144H98ZM177 145V144H176ZM212 145H213V147L214 148H216V151H215V153H214V151H212V153L213 154H210L209 153V151L211 152V150L212 149H210V148H212ZM223 145V146H222ZM226 146V148H224L225 146ZM241 145V144H240ZM239 145V146H240ZM34 146H35V144H34ZM38 146V145H37ZM77 146H78V144H77ZM192 146V145H191ZM221 146L224 148V149H221ZM63 147V146H62ZM62 147H59L58 146V148H62ZM66 147V146H65ZM57 148V149H58ZM83 148V147H82ZM92 148L91 149H89V151L90 150H92ZM32 149H33V147H32ZM34 149H35V147H34ZM44 149V148H43ZM87 149V148H86ZM86 149L84 148V149H81L82 151H85V152H87L86 151ZM169 149V148H168ZM171 149V148H170ZM38 150V149H37ZM62 150H64L63 148L61 149V152H62ZM81 150H80V152H81ZM163 150H165L164 148H163ZM166 150H167V148H166ZM165 150V151H166ZM179 150V149H178ZM39 151V150H38ZM42 151V150H41ZM58 151H60L59 149H58ZM234 151H235V154H234ZM31 152V151H30ZM61 152H59V155H60V153ZM167 152V151H166ZM165 152V153H166ZM205 152H208L210 155H208V153H207V155L205 154V155H203ZM239 152V151H238ZM63 153V152H62ZM61 153V154H62ZM88 153L89 152H87V153H82V154H80V155H82L84 158L86 157L87 158V156L89 157V155H88ZM165 153L164 154H162V155H165ZM179 153H181V152H179ZM52 154V153H51ZM56 154V153H55ZM55 154H53V155H55ZM72 154V153H71ZM84 154V155H83ZM170 154V153H169ZM238 154V153H237ZM241 154V153H240ZM240 154H238V155H240ZM28 155V154H27ZM41 155V154H40ZM59 155L57 156V158L59 157ZM66 155H67V153H66ZM78 155V154H77ZM80 155H79V157H80ZM148 155V154H147ZM237 155V157H235L236 158V163L238 162L237 161V158L239 157ZM14 156V155H13ZM13 156H12V158H13ZM19 156H21V155H19ZM31 156V155H30ZM49 156V155H48ZM62 155H60V158L58 159V160H62V157H61ZM68 156L69 155H67V158H68ZM81 156V157H82ZM161 156V155H160ZM172 156V155H171ZM181 156V155H180ZM179 156V157H180ZM204 156V157H203ZM17 157V156H16ZM50 157V156H49ZM78 156H76V158H77ZM79 158V159H84V158ZM98 157V156H97ZM138 157H139V155H134V156H132V157H130L129 158V160H127L126 162L127 163H125V165H122V167H120V169H118L117 171H119V172H124L125 170H126V167H129L130 165H132L135 161L136 162H138V161H140L139 159H142V156H140L139 157V159H138ZM144 157V156H143ZM162 157V156H161ZM164 157V156H163ZM233 157V158H234ZM240 157H241V155H240ZM14 158H15V156H14ZM40 158V157H39ZM47 158V157H46ZM151 158V157H150ZM181 158V157H180ZM180 158H178L179 160V162H180ZM181 158V159H182ZM10 159H11V157H10ZM15 159H17V161L16 162H19V160H20V163H21V160H22V158L20 159V158H15ZM43 159V158H42ZM51 159H52V157H51ZM73 159V158H72ZM88 159V158H87ZM137 159H138V161H137ZM165 159H166V157H165ZM165 159H164V161H165ZM201 159V160H200ZM35 160V159H34ZM33 160V161H34ZM55 160V159H54ZM74 160H76V161H78L77 159H75L74 158ZM90 160V161H91ZM175 160V159H174ZM194 160V161H195ZM229 160V161H228ZM234 160V159H233ZM238 160H239V158H238ZM6 161V160H5ZM24 161V160H23ZM29 161V160H28ZM38 161V160H37ZM76 161H73V165H75L74 163L76 162ZM84 161H85V159H84ZM84 161H82V163L84 162ZM95 161H96V159H95ZM143 161V160H142ZM159 161H160V159H159ZM172 161V164H176V163H178V161H176V162H174L173 163V160H171ZM185 161V160H184ZM227 161H228V163H227ZM63 162V161H62ZM71 162V161H70ZM78 162H80V160L78 161ZM85 162H87V160L85 161ZM89 162V161H88ZM182 162V161H181ZM193 162V161H192ZM197 162H195L196 164H197ZM198 162V163H199ZM12 163V162H11ZM20 163H18V164H20ZM31 163V162H30ZM33 163V162H32ZM64 163V162H63ZM66 163V162H65ZM77 163V162H76ZM81 163V162H80ZM81 163V164H82ZM142 163V162H141ZM185 163V162H184ZM188 163V162H187ZM211 163V162H210ZM235 163V164H236ZM5 164V163H4ZM7 164V163H6ZM5 164V165H6ZM9 164V163H8ZM15 164V163H14ZM68 164V163H67ZM70 164V163H69ZM78 164V163H77ZM76 164V165H77ZM81 164H79V165H81ZM140 164V163H139ZM168 164H170V162L168 163ZM215 164V163H214ZM1 165V164H0ZM10 165V164H9ZM21 165V164H20ZM57 165V164H56ZM65 165V164H64ZM129 165V166H128ZM138 165V164H137ZM237 166H238V163L236 164ZM235 165V166H236ZM2 166V165H1ZM14 166V165H13ZM17 166V165H16ZM32 166V165H31ZM30 166V167H31ZM55 166V165H54ZM58 166V165H57ZM66 167H67V165H65ZM72 166V165H71ZM90 166V165H89ZM170 166V165H169ZM227 166V167H228ZM4 167V166H3ZM15 167V166H14ZM19 168H21L20 166H18ZM78 167V166H77ZM86 168H87V166H85ZM119 167V166H118ZM131 167V166H130ZM136 167V166H135ZM164 167V166H163ZM167 167V166H166ZM165 167V168H166ZM173 167H175V166H173ZM226 167V166H225ZM226 167V168H227ZM228 167V168H229ZM17 168V167H16ZM23 168V167H22ZM56 168V167H55ZM81 168V167H80ZM178 168V167H177ZM139 169V168H138ZM183 169V168H182ZM204 169V168H203ZM221 169V168H220ZM51 170V169H50ZM56 170V169H55ZM67 170V169H66ZM82 170V169H81ZM106 170V169H105ZM127 170L129 171V169L127 168ZM191 170V169H190ZM193 170V169H192ZM224 170V169H223ZM230 170V171H229ZM225 169V171H224V173H223V175L225 174V177L227 178V176H230V172H231V170L232 169ZM86 171V170H85ZM131 171H132V168H131ZM135 171H137V170H135ZM180 171V170H179ZM182 171V170H181ZM227 171H229V173L227 172ZM233 171V170H232ZM49 172V171H48ZM59 172H61V171H59ZM78 172H80V171H78ZM134 172V171H133ZM132 172V173H133ZM175 172V171H174ZM219 172V171H218ZM51 173V172H50ZM84 173V172H83ZM104 173V172H103ZM138 173V172H137ZM222 173V172H221ZM234 173V172H233ZM52 174V173H51ZM106 174V173H105ZM123 174V173H122ZM134 174V173H133ZM132 174V175H133ZM145 174V173H144ZM191 174V173H190ZM216 174H218V173H216ZM226 174H229V175H227L226 176ZM232 174V173H231ZM17 175V174H16ZM103 175V174H102ZM128 175V174H127ZM129 175H131V172L129 171ZM175 175V174H174ZM222 175V174H221ZM220 175V176H221ZM15 176V175H14ZM20 176V175H19ZM172 176V175H171ZM190 176V175H189ZM218 176H219V174H218ZM103 177V176H102ZM123 177V176H122ZM129 177V176H128ZM127 177V179L129 180V182L127 183V184H129L131 181L133 182L134 180L136 181L137 179H138V177H137V179H136V174H134V180H133V176H131L130 178H128ZM143 177V176H142ZM174 177V176H173ZM248 177V176H247ZM24 178V177H23ZM154 178V177H153ZM172 178V177H171ZM170 178V179H171ZM187 178V177H186ZM190 178V177H189ZM197 178V177H196ZM220 178V177H219ZM222 178H223V176H222ZM42 179V178H41ZM126 179V178H125ZM170 179H168V180H170ZM174 179V178H173ZM228 179V178H227ZM231 179V178H230ZM47 180V179H46ZM63 180V179H62ZM101 180V179H100ZM172 180V179H171ZM176 180V179H175ZM220 180H221V182L223 181V180H225V179H219V182H220ZM260 180V179H259ZM33 181V180H32ZM134 181V182H135ZM146 181V180H145ZM261 181V180H260ZM26 182V181H25ZM127 182V181H126ZM144 182V181H143ZM187 182V181H186ZM218 182V183H219ZM220 182V183H221ZM263 182V181H262ZM262 182H260V187H256L257 189H258V191L255 189V191H256V193H255V195L256 196H253V197H256L255 198V200H253L252 199V201H253V203L251 204L250 203V207H249V205H248V207L249 208H247V210H249L250 211V214H251V211H252V213H253V218L252 219H250L251 221H252V223H250V222H248V223H250L249 224V226L251 225V228L252 229H254V228H256V226H257V224L260 222L261 223V220L263 219L262 217H264V213H262V208L264 207V183H262ZM36 183V182H35ZM34 183V184H35ZM136 183V182H135ZM167 183V182H166ZM170 183V182H169ZM188 183V182H187ZM195 183V182H194ZM30 184V183H29ZM29 184H27L28 186H29ZM131 184V183H130ZM141 184V183H140ZM144 184V183H143ZM143 184H141V186L139 185V183L137 184L138 186L137 187H135L134 189L135 190H133V191H135V193H137V191H139V189H140V187H143ZM172 184H173V180H172ZM175 184V183H174ZM262 184V185H261ZM30 185H32V186H34L33 184H32V182H31V184ZM45 185V184H44ZM195 185V184H194ZM225 185V184H224ZM258 185V184H257ZM32 186H30V188H33ZM136 186V185H135ZM24 187H25V185H24ZM166 187V186H165ZM168 187V186H167ZM172 187V186H171ZM170 187V188H171ZM152 188V187H151ZM36 189V188H35ZM145 189V188H144ZM169 188H167V190L165 191V193H166V197H169L170 198V195H172L175 191H174V189H173V187H172V189L169 191L168 190ZM31 190V189H30ZM217 190V189H216ZM220 189H218V192H220L219 191ZM254 190V189H253ZM152 191V190H151ZM164 191V190H163ZM216 192V191H215ZM30 193V192H29ZM134 193V192H133ZM193 193V192H192ZM213 193V192H212ZM217 193V192H216ZM253 193V192H252ZM204 194V193H203ZM217 194H219V193H217ZM14 195V194H13ZM138 195V194H137ZM154 195V194H153ZM175 195V194H174ZM179 195V194H178ZM214 195V194H213ZM164 196H165V194H164ZM215 198V197H214ZM163 199V198H162ZM164 199H166V198H164ZM163 199V200H164ZM168 199V198H167ZM250 199H251V197H250ZM132 201V200H131ZM162 201V200H161ZM252 201H250V202H252ZM263 201V202H262ZM19 202V201H18ZM17 202V203H18ZM126 203H129L128 201H126ZM158 203V202H157ZM160 204H163L162 202L161 203H159V205ZM127 205H129V204H127ZM157 205V204H156ZM124 206V205H123ZM125 208H126V205H125ZM124 208V209H125ZM127 208H129V207H127ZM130 209V208H129ZM155 209H156V206H155ZM123 210V209H122ZM121 210V211H122ZM128 210V209H127ZM144 210V209H143ZM245 210V209H244ZM125 211V210H124ZM124 211H122V213L124 212ZM249 211H246V213L248 214V212ZM242 213V212H241ZM132 218H133V220H132V218H130L133 222L131 223V226H130V221L128 220L127 222H129V223H127L128 225H129V230H128V228H127V232H131L132 231V229L135 231H137V233H139V229H140V231L143 229L144 230V228L146 229V227H147V225L148 226H150V227H153L155 224H156V220H155V216H153V217H151V221L150 220H146V221H148L147 222V225H146V227L145 226H143L144 228H142V223H146V221L145 222H141V223H139L140 222V219H142L143 220V217H144V215H141L142 214V211H137V210H134L132 213ZM130 214V215H131ZM153 214V213H152ZM245 214V213H244ZM119 215V214H118ZM122 215V214H121ZM154 215V214H153ZM240 215V214H239ZM249 215V214H248ZM128 216V215H127ZM243 216V215H242ZM247 216V215H246ZM121 217V216H120ZM118 218V217H117ZM247 218H248V216H247ZM237 219V218H236ZM239 219V218H238ZM122 220V218L121 219H119L118 221H121ZM30 221V220H29ZM117 221V222H118ZM237 221V220H236ZM235 221V222H236ZM28 223V222H27ZM233 223V222H232ZM260 223H259V225H260ZM71 224V223H70ZM118 224H120V223H118ZM141 224V225H140ZM158 224V223H157ZM157 224H156V226H157ZM234 224V223H233ZM111 225V224H110ZM117 225V224H116ZM128 225H127V227H128ZM138 225H140L141 226V228H138L137 226ZM236 225V224H235ZM105 227H101V229H99L96 233L97 234H99L98 236L100 237V241H99V246L96 248L97 250L95 251V257L90 261L89 260V262L87 263V264H95L97 261H98V258H100L101 256H102V249H103V246L104 245H106V242H108V237H110L108 234H109V232H111L112 230H110V228H109V232H108V234H107V231H108V229H106V225H104ZM124 226V225H123ZM248 226V225H247ZM248 226V227H249ZM114 227V226H113ZM120 227V226H119ZM126 227V226H125ZM259 227V226H258ZM116 228V227H115ZM122 228V227H121ZM134 228H138V230L137 229H134ZM148 228V227H147ZM250 228V227H249ZM248 229V228H247ZM116 230V229H115ZM118 230V229H117ZM124 230V229H123ZM149 230V229H148ZM245 230V229H244ZM134 231H132V232H134ZM136 231H135V233H136ZM146 231V230H145ZM144 231V232H145ZM248 231V230H247ZM66 232V231H65ZM113 232V231H112ZM142 232V231H141ZM244 232H246V231H244ZM249 232H252L253 233V230H249ZM254 232H255V229H254ZM111 234V233H110ZM244 234V233H243ZM91 235V234H90ZM121 235V234H120ZM246 235V234H245ZM249 234H248V232H247V236H248ZM250 235H251V233H250ZM249 235V236H250ZM97 236V235H96ZM119 236V235H118ZM242 237V236H241ZM243 238H245L244 237V235H243ZM86 239V238H85ZM85 239H84V241H85ZM99 239V238H98ZM115 239V238H114ZM116 239H117V237H116ZM150 239V238H149ZM247 240V239H246ZM87 241H88V239H87ZM114 240H112L110 243H112ZM83 242V241H82ZM86 242V241H85ZM93 242V241H92ZM97 242V241H96ZM242 242H244V241H242ZM95 244V243H94ZM97 244V243H96ZM98 245V244H97ZM96 245V246H97ZM242 245V244H241ZM79 246H80V244H79ZM82 246V245H81ZM89 246V245H88ZM96 246H94V247H96ZM77 247V246H76ZM91 247H92V245H91ZM106 247V246H105ZM240 247V246H239ZM78 248V247H77ZM88 248V247H87ZM242 248V247H241ZM241 248H238L239 250L241 249ZM244 248V247H243ZM242 248V249H243ZM76 248L74 247L73 249H70V251L68 252V254H66L67 256H65V257H69V255H71V253H73V251L75 250ZM218 249H220V247L218 248ZM237 249V248H236ZM95 250V249H94ZM93 250V251H94ZM104 250V249H103ZM77 251V250H76ZM104 251H106V249L104 250ZM215 251V250H214ZM213 251V252H214ZM217 251V250H216ZM238 251V250H237ZM241 251V250H240ZM242 252V251H241ZM101 253V256H99L98 254H100ZM106 253V252H105ZM238 253H240L239 251H238ZM237 253V254H238ZM214 254V253H213ZM78 255V254H77ZM125 255H126V253H125ZM124 252H123V250H122V248H121V246L118 244V240H116V242L114 243V247L110 250V252H109V254H108V256H107V254H106V256H105V261H102L100 264H118L120 261H122L124 258ZM217 255V254H216ZM103 256V257H104ZM127 256V255H126ZM212 256V255H211ZM76 257V260L74 259V261L72 262L73 264H81V262H83V260L84 259H86V257L85 256H82L81 254H79V256H75ZM74 257V258H75ZM214 258V257H213ZM67 259V258H66ZM102 259V258H101ZM66 261V260H65ZM211 261V260H210ZM85 262V261H84ZM71 263V262H70Z\"/></svg>", "mask_w": 264, "mask_h": 264}]
</instances>
